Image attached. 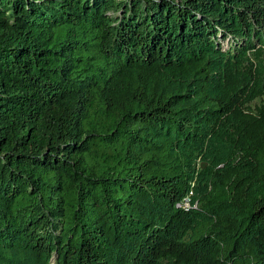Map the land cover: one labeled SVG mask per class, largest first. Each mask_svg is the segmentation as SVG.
<instances>
[{"label":"trees","instance_id":"1","mask_svg":"<svg viewBox=\"0 0 264 264\" xmlns=\"http://www.w3.org/2000/svg\"><path fill=\"white\" fill-rule=\"evenodd\" d=\"M0 264H264V0H0Z\"/></svg>","mask_w":264,"mask_h":264},{"label":"built area","instance_id":"2","mask_svg":"<svg viewBox=\"0 0 264 264\" xmlns=\"http://www.w3.org/2000/svg\"><path fill=\"white\" fill-rule=\"evenodd\" d=\"M191 196L192 193L186 196L181 202H179L178 206L184 207L186 209L190 208L191 206L197 207L198 204H193Z\"/></svg>","mask_w":264,"mask_h":264}]
</instances>
